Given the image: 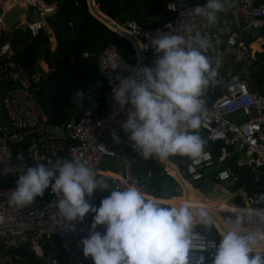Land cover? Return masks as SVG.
<instances>
[{
	"label": "built area",
	"instance_id": "obj_1",
	"mask_svg": "<svg viewBox=\"0 0 264 264\" xmlns=\"http://www.w3.org/2000/svg\"><path fill=\"white\" fill-rule=\"evenodd\" d=\"M5 1L6 4L3 5L0 0V32L5 31V11L16 3L33 7L37 11L34 22L24 20L13 26V29L26 26L31 35L38 32L44 15L53 9V5H45L42 0ZM222 3L224 9L217 16L230 15L229 25L220 32L225 38L224 44L205 53L210 57L212 68L216 72L213 82L210 83L219 85L220 94L209 98L206 87L201 95L203 110L199 115L204 137L210 141H221L223 146L216 159L212 158L208 150L203 149L201 157L196 160L187 157L184 164L176 167V170L182 181L193 187L203 176L201 169L213 165L214 179L217 183L226 187H236L232 196H237L238 202L229 205L262 209L264 97L250 92L238 70L232 68L236 65L240 67L251 65L252 52L240 35L263 26L264 0H222ZM163 6L169 18L151 28H143L133 20L127 21L124 26L110 20L112 25L134 37L139 55L135 51L134 55L130 56V60L133 61H130L118 55L112 45H106L94 54L97 71L105 86L102 98L103 114L94 115L92 109L70 112L68 118L60 125H46L45 113L35 92L30 88V78L11 57L8 38L0 43L1 103L7 122L12 128L9 134H4L0 129V179L18 176L22 169L26 171V166L34 167L37 163L51 166L57 160L67 159L85 164L102 185L109 186L110 191L135 186L146 197H151L145 181L149 174L147 173L145 178H140L131 171L133 157L140 153L134 150L129 140L130 134L123 129L127 118H120L124 111L128 113L131 111V106L126 105L121 109L113 99L112 89L118 86V77L136 78L134 70L155 67L158 56L151 46L154 36L168 33L183 35L187 40L203 29L209 30L203 35L208 40L219 35L213 28L214 24H209L205 17L194 14L193 10L198 4H193L189 0H166ZM106 26L119 34L115 27ZM82 55L87 57L88 54ZM226 55L231 57L232 67L222 76L223 57ZM12 83H16V87L3 91ZM113 134L119 138V143L113 139ZM18 142L23 143V148L13 150L12 145ZM226 147H231V150L237 153L236 165L249 168L252 179L258 182L259 190L245 193L239 188L237 173L224 166L230 152ZM105 158L118 161L117 172H107L100 168V163ZM153 158L163 161L161 162L163 170L168 174L165 162L171 161L160 160L155 156ZM53 159L56 161L53 162ZM6 169H9L7 174ZM172 177L183 194L181 184L174 176ZM14 188L15 186L0 187V264H93L90 257H84L81 244L82 239L91 231L93 220L90 214H87L82 222L58 224L56 208L50 207V203L57 201L58 197L50 188L43 197H37L32 205L24 209L9 203ZM224 217V221L227 222V215L224 214ZM219 221L228 229V222L227 227L224 221L220 219ZM213 227L218 233V227L215 225ZM96 230L103 235L105 226H98ZM245 231L250 230L245 228ZM199 235L206 244H216L210 237ZM213 251L210 247L206 251L196 248L190 250V264H196L201 256L205 258L204 264H212ZM255 254L257 253L254 252L250 256Z\"/></svg>",
	"mask_w": 264,
	"mask_h": 264
},
{
	"label": "clouds",
	"instance_id": "obj_2",
	"mask_svg": "<svg viewBox=\"0 0 264 264\" xmlns=\"http://www.w3.org/2000/svg\"><path fill=\"white\" fill-rule=\"evenodd\" d=\"M223 9L222 0H207L193 12L214 24ZM151 46L158 56L155 67L134 70L136 78L118 77L119 84L112 89L121 109L131 106L123 129L144 159L181 156L196 160L204 146L195 132L202 123L201 95L216 75L205 54L211 43L199 32L187 40L183 35L161 33L152 38ZM85 97L78 88L70 100L81 105ZM113 139L119 143L115 134ZM49 188L58 197L50 203L56 208L58 224L82 222L89 212L94 213L91 231L81 241L84 257H90L93 264H190V250L209 247L214 250L212 264H264V254L250 256L258 241L264 240V208L236 207L232 210L235 218L228 220L229 228L220 234L219 244H206L194 229L196 225L210 227L207 211H194L187 204L164 206L135 186L112 190L98 208L93 207L85 196L91 197L97 189L104 191L107 184L102 185L82 162L67 159L22 169L9 203L24 209ZM249 221L255 225L253 231H245ZM98 226H105L103 235L96 230ZM204 259L201 256L196 264H204Z\"/></svg>",
	"mask_w": 264,
	"mask_h": 264
},
{
	"label": "trees",
	"instance_id": "obj_3",
	"mask_svg": "<svg viewBox=\"0 0 264 264\" xmlns=\"http://www.w3.org/2000/svg\"><path fill=\"white\" fill-rule=\"evenodd\" d=\"M165 1L93 0L97 11L108 18L109 24H112L111 21H113L119 26H124L127 21L133 20L143 28L160 25L169 18L163 6ZM189 1L198 5H204L207 2V0ZM42 2L45 5H55V8L43 17L55 41L53 49H49L47 46L40 55L43 34L37 32L31 35L26 26L14 28L9 35L0 32V43L8 38L11 57L30 78V88L35 92L45 113L46 125H60L68 118L70 112L76 113L85 109H92L94 115L103 114L102 98L105 93V86L97 71L94 54L106 45H112L118 55L130 60V56L135 53L132 42L92 16L88 11L87 0H42ZM93 9L96 10L94 7ZM258 38L263 40L260 45L261 50L253 51L251 65L248 67L236 65L232 70H238L250 92L264 97V24L260 28L242 34V40L247 45ZM49 42H53V39ZM83 53H87V57H83ZM230 58L226 56L223 62L231 68ZM40 61L45 64L44 69L40 66ZM78 88L86 95L81 105L73 104L70 100ZM219 94V85L210 83L207 90L208 97L214 98ZM198 131H201L200 134ZM195 132L199 136L202 135L200 137L204 141L203 149L208 150L212 158L216 159L223 143L218 140H207L201 128ZM12 148L13 150L23 148V143H14ZM226 149L230 152L224 161V166L230 167L237 173L239 188L245 193L259 190L258 182L252 179L249 168L236 165L237 153L231 150V147H226ZM165 165L168 174L164 172L162 164L153 157L144 159L141 154H137L131 162V171L133 175L140 178H145L146 174H149L145 181L148 193L152 197L149 196L148 198L157 201L165 199L162 194L163 189L169 190L171 196H178V193H172L176 182L170 175L179 180L184 190V196L193 198L190 188L176 176L175 167L168 162H165ZM213 167L212 165L208 168L207 172H205V168H202L203 176L199 182L194 184L196 190L201 193L200 198L206 197L209 184L216 182ZM17 179L18 176L0 179V187H16ZM204 184H208V186L202 187ZM235 189V186L229 188L230 192L235 191ZM110 192V188L107 186L104 191L97 189L91 197L85 196V199L90 205L98 208L101 201ZM167 201H160V203L165 205ZM232 202H238V197H233ZM89 214L93 220L94 213L89 212ZM211 219L215 220V218ZM215 223L221 230L220 225L212 221L210 227L196 225L194 231L210 237L218 245L219 236L223 230L220 232L218 229V235L212 226H216ZM254 252L264 254V251L261 250H254Z\"/></svg>",
	"mask_w": 264,
	"mask_h": 264
},
{
	"label": "water",
	"instance_id": "obj_4",
	"mask_svg": "<svg viewBox=\"0 0 264 264\" xmlns=\"http://www.w3.org/2000/svg\"><path fill=\"white\" fill-rule=\"evenodd\" d=\"M92 2H93L92 0H87L88 8L91 10L93 16L96 19L100 20L101 22L105 23L106 25L115 27L121 36L129 39L132 42L135 51L139 55L137 42L134 39V37H132L129 33L121 30L120 28H117L116 26H114L112 24H109L108 18H106L104 15L100 14L98 11H95V10L92 9ZM36 16H37V11L33 7L24 5L22 3H16V4L12 5L11 7H9L5 11V14H4V21H5V31H4V33L6 35H9V33L13 29V26L15 24H17L18 22L22 21V20H25V21H28V22H34ZM38 33L43 34L41 48H40V55H42V53L44 52V49L48 45V42H47V37H46L42 27L38 30ZM13 87H16V83H12L8 87L4 88L3 91H6V90L11 89ZM1 99H2V96L0 95V129H1V132H3L4 134H9L12 131V128L7 122V119H6V116H5V112H4L2 103H1ZM186 159H187V157H181V156L169 157V160L176 166L183 165ZM55 161L56 160L53 159V162H55ZM175 174L182 181V179H181V177L178 174L176 169H175ZM162 194L165 197L170 196V193H169V191L167 189H163L162 190Z\"/></svg>",
	"mask_w": 264,
	"mask_h": 264
},
{
	"label": "rangeland",
	"instance_id": "obj_5",
	"mask_svg": "<svg viewBox=\"0 0 264 264\" xmlns=\"http://www.w3.org/2000/svg\"><path fill=\"white\" fill-rule=\"evenodd\" d=\"M43 26H44V24H43ZM200 33H202V30H200ZM47 42H48V45L47 46L49 47V49H52L53 48V45H54V40H53V42H49V40H47ZM39 64H40V66L43 69L45 68L44 67V63H42L40 61ZM120 118H128V112L124 111L121 114ZM200 132L198 131L199 134H200ZM200 136H202V135H200ZM168 160H169V158H168ZM168 160H166V161H168ZM158 162L161 163L163 161H158ZM161 164L163 166V163H161ZM207 171H208V168H205V172H207ZM210 184H212V186ZM210 184H209V190H208V192L210 191V194L207 193L205 195L206 197L200 198L201 197V193L200 192L199 193L198 192L192 193L195 197L198 196V197H196V199H199L202 202H196V201H194V199L193 200H188L189 197H186L185 200H181V199H176V198H170V196H169L168 198H170V199H168V201H167V203L165 205L175 206V207L179 208L180 206H183V205L187 204L194 211L195 210H198V209H203L205 211L207 209H212L216 214H218L217 217L220 220H222V221L225 220L224 214L227 215V222H228L229 219H234L235 216L232 213V210L235 209L236 206L229 205L233 201V196L230 195V193H232L229 190L230 187L223 186L220 183H216V182L215 183L214 182H211ZM206 186H208V184H204L202 187H206ZM195 190H196V188H195ZM172 192L178 193V190H176V188H174V191H172ZM237 208H240V207H237ZM210 212H212V211H210ZM212 221L213 220L211 219L210 220V223ZM227 222H225L226 225H227ZM216 226H217V224H216ZM227 227H228V225H227ZM245 228L249 229L250 231H253L255 229V225L252 223V221H249V223L246 225ZM223 229L224 230H227L225 228V226L223 227ZM220 232H221V230H220ZM257 244H260V242L257 243Z\"/></svg>",
	"mask_w": 264,
	"mask_h": 264
},
{
	"label": "crops",
	"instance_id": "obj_6",
	"mask_svg": "<svg viewBox=\"0 0 264 264\" xmlns=\"http://www.w3.org/2000/svg\"><path fill=\"white\" fill-rule=\"evenodd\" d=\"M93 1V0H92ZM2 4L3 5H5L6 4V1L5 0H2ZM53 5V8H55V5L54 4H52ZM93 7L96 9L95 11H97V8H96V5L94 4V2H92V9H93ZM6 8V7H5ZM94 10V9H93ZM88 11L90 12L91 10L88 8ZM218 18H217V21L214 23V25H213V28H214V30L219 34V35H217V37L216 38H209V41H210V43H211V47L209 48V49H212V48H216L217 46H221V45H223L224 44V40H225V38L223 37V35H222V33L220 34V32L225 28V27H227L228 25H229V23H230V15H218L217 16ZM107 18V17H106ZM26 19V18H25ZM110 20V19H109ZM22 21H24V20H22ZM43 24H44V26H43ZM42 28H43V30H44V33H46V35H47V40H51V39H53L54 40V38H53V36L51 35V31H50V29L47 27V25H46V23L44 22V19H43V23H42V26H41ZM208 31L209 30H207V29H203L202 30V35H205V34H207L208 33ZM246 33V32H245ZM245 33H243V34H245ZM240 38L242 39V35H240ZM263 42V40L262 39H260V38H258V39H256V40H254V41H252V42H250V43H248V49L253 53V51H260L261 49H260V45H261V43ZM54 45H55V41H54ZM54 45H53V47H54ZM53 49V48H52ZM227 56V55H226ZM226 56H224L223 57V60H224V58L226 57ZM230 58V57H229ZM230 61H231V58H230ZM43 63V62H42ZM44 67H45V64H44ZM230 67L228 66V64H224V62H223V69H222V72L221 73H223L222 74V76H224V74L226 73V71L229 69ZM43 145H44V143H43ZM159 159V158H158ZM168 164H172V163H169L168 162ZM174 165V164H173ZM166 166V165H165ZM118 167H119V164H118V161L116 160V159H111V158H105L101 163H100V168H102L103 170H105V171H107V172H112V173H114V172H117V170H118ZM174 167L176 168V167H178V166H176V165H174ZM171 176V175H170ZM172 177V176H171ZM173 178V177H172ZM174 180V179H173ZM175 181V180H174ZM215 183V182H214ZM186 184V183H185ZM211 186H212V184H210ZM182 186V185H181ZM188 186V185H187ZM174 188H176V190H178V196H170V198H176V199H181V200H185V194L183 193L182 194V192H181V189L179 188V186L176 184V186L174 187ZM182 189H183V187H182ZM169 191V190H168ZM184 191V190H183ZM190 191H191V193H195V192H198L199 193V191H197V190H195V187L193 186H190ZM172 193H175V192H172ZM170 194H171V192H170ZM197 194V193H196ZM208 194H210V191L208 192ZM230 195H232V193H230ZM164 196V195H163ZM152 197V196H151ZM169 197V196H168ZM168 197H165L164 196V198L165 199H162V200H155L156 202H158V203H160V201H164V200H168V199H170V198H168ZM196 197H198V196H196ZM196 197L193 195V198L191 199V198H189L188 200H193L194 199V201H196V202H202L201 200H199V199H196ZM162 204V203H161ZM162 205H164V204H162ZM164 206H168V205H164ZM240 208H244V207H240ZM207 212H208V214H209V216L211 217V218H215V220H213L214 222H217L219 225H220V227L222 228V230L224 231V229H223V227H222V225H221V223H220V221H219V218L217 217L218 216V214H216L212 209H207L206 210ZM210 211H212V212H210ZM219 238H220V236H219ZM262 244H264V241L263 240H260V244H257V246H255V247H259L260 245H262ZM254 250H260L259 248H257V249H254Z\"/></svg>",
	"mask_w": 264,
	"mask_h": 264
},
{
	"label": "bare ground",
	"instance_id": "obj_7",
	"mask_svg": "<svg viewBox=\"0 0 264 264\" xmlns=\"http://www.w3.org/2000/svg\"><path fill=\"white\" fill-rule=\"evenodd\" d=\"M171 165H173V164H171ZM174 166V165H173ZM176 169V168H175ZM186 186H187V184H185ZM187 187H189V186H187ZM190 188V187H189ZM170 196H171V194H170ZM148 198V197H147ZM248 208V207H247ZM249 209H251V208H249ZM253 209H259V208H253ZM257 248H259L261 251H264V244H262V245H260L259 247H254V249H257Z\"/></svg>",
	"mask_w": 264,
	"mask_h": 264
}]
</instances>
